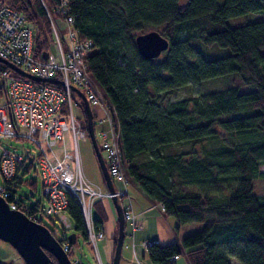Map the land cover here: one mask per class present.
<instances>
[{
    "label": "trees",
    "instance_id": "16d2710c",
    "mask_svg": "<svg viewBox=\"0 0 264 264\" xmlns=\"http://www.w3.org/2000/svg\"><path fill=\"white\" fill-rule=\"evenodd\" d=\"M1 1L32 25L34 50L38 56L45 53L50 42L46 10L56 13L60 0ZM66 8L78 37L92 41L87 72L113 107L127 182L175 218V231L187 223L202 224L179 241H151L149 259L171 264L172 256L183 255L189 264H232L230 258L264 264V199L254 192L255 179L264 177V17L237 25L227 21L264 12V0H67ZM149 30H158L169 44L145 59L134 38ZM215 45L229 52L204 57L199 47ZM0 67L6 65L0 62ZM221 76H230L223 88L171 98L181 87ZM242 85L251 89L240 91ZM79 103L86 128L87 112ZM31 166L29 161L22 175ZM20 176L5 200L42 223L34 218L39 204L27 206L15 195ZM28 185L35 189L36 180ZM124 196L117 199L123 208ZM98 201L93 204L96 230L102 224L94 210ZM65 212L87 240L73 196ZM56 239L69 245L66 253L72 257L68 238Z\"/></svg>",
    "mask_w": 264,
    "mask_h": 264
},
{
    "label": "built area",
    "instance_id": "2783aa9c",
    "mask_svg": "<svg viewBox=\"0 0 264 264\" xmlns=\"http://www.w3.org/2000/svg\"><path fill=\"white\" fill-rule=\"evenodd\" d=\"M66 1L60 0L54 14L46 10L48 35L53 46L49 43L48 50L38 56L33 45L32 25L21 13L0 0V58L38 78L35 80L19 75L7 65L6 68L0 67V137L27 138L37 148L33 159L34 169L41 182L45 206L34 218L60 215L67 223L65 210L68 197L73 196L80 208L87 242L98 264H101L97 243L104 234L101 229L94 228L93 204L105 197L112 198V194L90 181L82 170L78 138L87 136V131L73 111L74 97L81 100L73 87L84 94L90 107L99 106L103 113L97 121L101 138L98 146L104 152L112 182H120L124 186L122 189L115 188L116 195L127 193V179L121 163L119 131L113 120V107L102 97L100 89L87 72L86 56L92 49V41L78 37L73 26L74 19L67 14ZM64 28L68 29L66 39L62 34ZM47 79H53L54 82H48ZM96 118L98 115L95 113ZM68 129L73 141L71 154L64 148V131ZM60 142H63L61 154L54 149ZM66 160H70L71 170L68 176H63L61 172L66 168ZM25 166L22 155L10 152L8 148L3 149L0 155V173L3 178L0 196L4 199L9 197L14 179L22 175ZM8 204L11 209H16L15 203ZM123 216L124 220L133 221L130 202L125 203ZM150 243L146 241L143 245L146 248ZM61 246L65 252L68 251L67 243ZM177 258L178 255L172 256L171 264ZM70 259L78 263L72 257Z\"/></svg>",
    "mask_w": 264,
    "mask_h": 264
},
{
    "label": "rangeland",
    "instance_id": "374dc122",
    "mask_svg": "<svg viewBox=\"0 0 264 264\" xmlns=\"http://www.w3.org/2000/svg\"><path fill=\"white\" fill-rule=\"evenodd\" d=\"M263 17H264V12L257 11V12H250L237 17L229 18L227 21L231 25H237L244 23L246 21L261 19ZM62 34L66 39L68 36V29L64 28L62 30ZM49 43L50 46L52 47L53 44L51 40ZM213 47L214 48H204V47H199V48L202 51L203 56L206 58L216 57L229 52L228 48L218 47L216 45ZM229 78L230 76H221L218 79H214V81L211 79L212 81L202 82L201 84L195 83L181 87L171 94V98L176 99L185 96H191L194 94L204 93L205 91L209 90L211 87L215 89L223 88L226 86ZM249 89L251 88L245 85H242L239 88V90L243 92L248 91ZM74 100L75 101L73 103V111L76 115H78L80 118L83 119L82 111L79 103V101L81 100L77 96L74 97ZM91 108L98 115V118H96L95 120L96 124L94 127V132H95L96 142L99 145L101 141L99 135L100 125L98 124L97 121L99 118L103 116V113H101V108L99 106L92 105ZM4 148H8L10 152H14L16 154L22 155V157L25 158V165H27L30 160L32 161L33 165L30 167L28 172L20 176L23 182L20 183L19 186L16 188L15 195L17 198L22 199L27 206H33L39 204L40 209H43L45 206V202L43 201L41 195L40 181L38 180L36 171L33 170L35 164L33 159L37 154V148L27 138L0 137V155L3 152ZM62 148H63V142L57 143L54 147L56 153L59 154L62 153ZM64 148L67 153L70 154L73 153V141L69 129L64 131ZM78 153L84 175L90 181L99 185L101 189L103 190L106 189L103 174L100 170L96 156L92 149L91 142L87 136L78 138ZM102 153L104 155V152ZM27 154H29L28 158L26 157ZM70 166H71L70 160H66L65 167L67 168ZM260 169L264 171V164L260 166ZM30 179L36 180L35 189H33L31 186L28 185V181ZM2 182H3V178L0 173V183ZM113 185L116 189L124 188L123 184L120 182H114ZM125 186L128 189V194H126V196L123 198V202L125 201L127 196H131L135 192L133 189V185L131 183H125ZM254 192L261 195L262 198L264 199V177L255 179ZM39 214L40 212H38V215ZM65 216L67 218V223H65V221H63L60 218V215L55 217H48L42 215L41 221L42 224H44L54 233L56 238L61 239L63 237H67L74 231V221L68 214H65ZM172 218L174 217L172 216ZM70 252L72 253V259L79 261V264H98L97 258L93 250L91 249L90 245H87L82 239H79L76 243L72 244V248ZM180 258H183L182 255H180ZM231 259L236 260L235 258H230V260ZM0 264H25V263L22 260V258L18 255L16 250L10 244L0 240ZM232 264H239V262L234 261Z\"/></svg>",
    "mask_w": 264,
    "mask_h": 264
},
{
    "label": "water",
    "instance_id": "95a60500",
    "mask_svg": "<svg viewBox=\"0 0 264 264\" xmlns=\"http://www.w3.org/2000/svg\"><path fill=\"white\" fill-rule=\"evenodd\" d=\"M134 41L138 53L145 59L157 57L162 51L167 49L169 44L168 39L161 35L158 30L138 33ZM0 62H3L19 75L35 80L38 79L6 60L0 58ZM47 81L54 82L53 79H47ZM72 89L79 95L85 106L87 112V137L91 142L92 149L103 174L106 188L112 194V200L117 210V234L111 264H119L125 226L123 207L117 202L118 195L115 194V187L108 174L102 151L96 142L89 104L81 91L74 87ZM67 238L73 244L75 242V233H71ZM0 240L10 244L25 264H53L49 254L56 259V264H75L63 250L60 242L44 224L29 218L21 210L11 209L8 202L2 196H0Z\"/></svg>",
    "mask_w": 264,
    "mask_h": 264
},
{
    "label": "crops",
    "instance_id": "0c3cea01",
    "mask_svg": "<svg viewBox=\"0 0 264 264\" xmlns=\"http://www.w3.org/2000/svg\"><path fill=\"white\" fill-rule=\"evenodd\" d=\"M70 170L71 166L65 168L61 175L68 176ZM133 189L135 191L134 194L127 196L123 202V205L130 202L134 218L133 221L125 220L119 264H154L147 256L146 248L143 245L144 242L157 241L159 244H166L171 241H179L186 234L201 228V223H187L181 225L175 231L173 228L176 223L175 218L166 215L159 203L149 200L135 185H133ZM126 190V194H128V189L126 188ZM94 210L95 214L102 219L101 230L104 234V237L97 243L99 259L101 264H111L114 252V239L117 234V210L112 198L108 197L99 200L94 205ZM72 233H75L74 243L82 239L89 245L80 233L76 231ZM182 257L178 256L172 264H189L183 255ZM230 261L233 263L237 260L231 259Z\"/></svg>",
    "mask_w": 264,
    "mask_h": 264
}]
</instances>
